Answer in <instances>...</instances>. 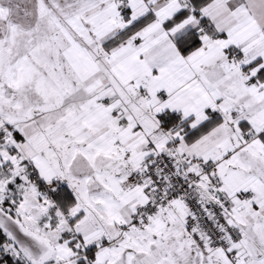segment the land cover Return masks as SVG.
I'll use <instances>...</instances> for the list:
<instances>
[{
	"label": "snow or ice",
	"instance_id": "obj_1",
	"mask_svg": "<svg viewBox=\"0 0 264 264\" xmlns=\"http://www.w3.org/2000/svg\"><path fill=\"white\" fill-rule=\"evenodd\" d=\"M0 264H264V0H0Z\"/></svg>",
	"mask_w": 264,
	"mask_h": 264
}]
</instances>
